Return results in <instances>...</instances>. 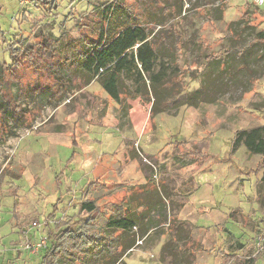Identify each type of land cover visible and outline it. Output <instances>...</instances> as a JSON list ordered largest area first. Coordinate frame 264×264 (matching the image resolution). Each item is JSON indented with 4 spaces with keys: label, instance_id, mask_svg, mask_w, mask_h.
Masks as SVG:
<instances>
[{
    "label": "rangeland",
    "instance_id": "rangeland-1",
    "mask_svg": "<svg viewBox=\"0 0 264 264\" xmlns=\"http://www.w3.org/2000/svg\"><path fill=\"white\" fill-rule=\"evenodd\" d=\"M44 1L0 0L1 66L12 65L11 45L36 34L78 37L81 14L94 9L90 0ZM184 2L182 17L168 20V35L180 38L172 70L178 99L198 90L209 95L197 107L151 118L152 103L133 94L122 109L93 82L68 91L60 105L42 99L34 110L29 91L40 70L24 62L0 82L6 101L27 110L22 125L12 114L6 126L0 113V137L12 130L0 143V264H40L28 241L57 234L62 223L78 227L88 197L104 208V228L118 206L146 216L141 227L163 221L143 239L134 230L126 264H164L163 246L183 236L190 244L175 246L192 252L194 264H233L231 255L264 264V159L236 146L239 132L264 127V46L254 44L264 30V0ZM195 153L197 163H179Z\"/></svg>",
    "mask_w": 264,
    "mask_h": 264
},
{
    "label": "trees",
    "instance_id": "trees-1",
    "mask_svg": "<svg viewBox=\"0 0 264 264\" xmlns=\"http://www.w3.org/2000/svg\"><path fill=\"white\" fill-rule=\"evenodd\" d=\"M134 1L129 4L127 0H104L98 5V0H90L94 9L91 13L81 14L78 37L71 36L67 31L59 38L36 34L32 42L27 38L11 45L8 50L12 65H0V82L6 74L14 73L15 69L19 71L24 62L34 66V73L40 70V75L34 80L35 85L29 91L30 97L34 99V110L44 106L42 99L60 105L67 100L68 91L73 88L80 91L93 82H97L122 109H125L128 97L133 94L152 103L151 118L170 108L197 107L208 102L209 95L202 90L178 99L180 85L175 81L176 74L172 70L173 67L176 70L178 68L172 54L180 38L175 37V34L169 36L167 26L169 19L175 21L182 17L184 0ZM45 2V6L56 7L54 0ZM254 42L255 45L264 46V30L257 33ZM172 57L173 61L170 60ZM165 58H170L171 63L166 62ZM243 70L253 78V71L246 67ZM127 80L132 82L133 91L126 84ZM18 82L22 85V82ZM7 98L0 94V113L4 117V124L8 125L12 114H19L18 125L26 123L27 110H21L10 100L6 101ZM11 134L9 128L5 136L0 137V143H6ZM237 135L236 146L242 144L250 154L260 155L264 159V127L242 131ZM198 161V155L191 154L190 160L185 159L179 163L187 167ZM138 202L140 206L145 204L143 201ZM80 212L85 213L86 217L78 227L64 229L66 224L62 223L56 227L58 233L48 237L47 247L39 253L40 264H126L124 258L136 247L134 230L138 229L143 239L164 224L159 221L141 227L140 223L146 216L131 214L118 206L104 228L99 224V219L105 214L104 208L89 197L81 203ZM236 213L234 211L231 217L234 218ZM172 226L170 219L169 228ZM183 237H174L163 246L160 257L162 263H195L196 256L192 252L187 254L175 246L183 240L185 244H190L191 236ZM244 248L239 246L238 250ZM230 258L233 264L256 262L249 255H231Z\"/></svg>",
    "mask_w": 264,
    "mask_h": 264
},
{
    "label": "built area",
    "instance_id": "built-area-1",
    "mask_svg": "<svg viewBox=\"0 0 264 264\" xmlns=\"http://www.w3.org/2000/svg\"><path fill=\"white\" fill-rule=\"evenodd\" d=\"M259 4H262L263 3V0H258ZM52 222H50L51 224ZM39 223L38 222H34L32 224V227L34 230H36L37 228H39ZM41 226V225H40ZM46 226V225H44ZM41 228V227H40ZM48 245V237L45 236V237H40V239L38 240H30L28 241L27 243V250L30 251L31 255L32 256H36V255H39V253L45 249Z\"/></svg>",
    "mask_w": 264,
    "mask_h": 264
}]
</instances>
